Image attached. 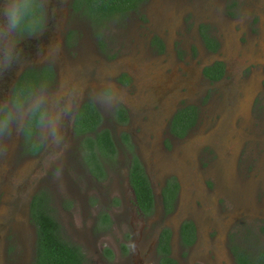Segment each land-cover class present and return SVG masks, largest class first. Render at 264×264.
I'll return each mask as SVG.
<instances>
[{"label":"rangeland","instance_id":"374dc122","mask_svg":"<svg viewBox=\"0 0 264 264\" xmlns=\"http://www.w3.org/2000/svg\"><path fill=\"white\" fill-rule=\"evenodd\" d=\"M71 3L48 0L49 27L21 38L19 69L50 63V91L66 77L86 84L84 101L94 104L102 85L115 83L126 90L118 107L128 119H118V107L105 112L95 104L99 127L116 147L102 176L89 170L81 142L69 134L55 164L47 146L34 153L24 137L0 142V264H32L36 237L27 205L36 192L47 194L84 264H158L166 229L177 264H235L234 247H264V0H146L99 29ZM216 62L224 73L210 81L203 71ZM188 107L193 123L173 129ZM132 155L153 194L147 214L129 185ZM174 184L166 205L164 190ZM184 222L196 232L189 245L180 236Z\"/></svg>","mask_w":264,"mask_h":264},{"label":"trees","instance_id":"16d2710c","mask_svg":"<svg viewBox=\"0 0 264 264\" xmlns=\"http://www.w3.org/2000/svg\"><path fill=\"white\" fill-rule=\"evenodd\" d=\"M146 0H72L71 9L83 15L89 20L95 29H99L106 23L125 17L130 12H135ZM39 18V16H38ZM71 31L67 34L70 37ZM210 80L215 81L224 73L223 65L216 62L207 66L203 71ZM53 80L51 67L27 68L18 78L15 85H23L40 88L49 85ZM118 119L121 122L127 121L126 110L120 106L116 110ZM195 111L188 107L179 111L172 120L173 129L179 132L185 131L194 121ZM101 114L92 101H85L79 108L75 117L76 134H85L81 141L83 157L89 170L94 175H103L101 160L112 158L116 153L115 143L108 129L100 128ZM122 138L127 141L128 135L123 134ZM33 148L31 151L37 152ZM129 184L134 191L135 204L143 213H150L153 206V194L150 183L136 155H132L128 167ZM176 184L166 187L164 192H174ZM166 194L167 202L171 201L172 194ZM165 199V200H166ZM49 197L44 192H37L30 201V216L35 226L36 242L35 253L32 264H84V254L81 248L68 242L61 233L59 222L52 214L49 204ZM107 220V215H104ZM194 227L190 222H184L180 228V236L186 243L193 237ZM169 232L164 230L160 235L158 251L160 264H177L169 256ZM234 249V250H233ZM232 249L237 264H264V247L253 249V254L246 253V250L236 246ZM246 251V252H245Z\"/></svg>","mask_w":264,"mask_h":264},{"label":"clouds","instance_id":"9594fccd","mask_svg":"<svg viewBox=\"0 0 264 264\" xmlns=\"http://www.w3.org/2000/svg\"><path fill=\"white\" fill-rule=\"evenodd\" d=\"M47 3L48 0H0V78L21 63V38L33 37L42 29ZM86 87L66 77L54 91L48 86L37 89L26 83L13 85L6 95H0V142L15 136L24 137L36 149L45 150L47 146L46 159L55 164L68 147V129L85 99ZM126 97V90L108 83L97 91L94 102L110 112L126 103ZM4 151L0 143V152Z\"/></svg>","mask_w":264,"mask_h":264},{"label":"flooded vegetation","instance_id":"af4514ba","mask_svg":"<svg viewBox=\"0 0 264 264\" xmlns=\"http://www.w3.org/2000/svg\"><path fill=\"white\" fill-rule=\"evenodd\" d=\"M37 19L39 20V18L37 17ZM48 27H49V24L48 23H46L45 24V22H44V25H43V27H42V29L45 31V29H48ZM41 29V30H42ZM41 30H39V31H41ZM38 31V32H39ZM37 32V33H38ZM66 35H67V31L65 32V35H63V37H64V40L66 41ZM23 37H25L27 40H30V38H27L28 36L27 35H25V36H23ZM53 51H55V49H53ZM43 66H48V67H51L52 68V71H53V79H54V75H55V68H54V66H52L50 63H46V64H40V65H25V66H23V67H21L20 69H19V65H17V66H14V68H15V74L13 73V71L11 70L9 73H7V75L6 76H4V77H2V78H0V95H6L7 93H8V91H9V89L13 86V85H15L16 84V81L18 80V78L20 77V75L27 69V68H41V67H43ZM209 80V79H208ZM216 81V80H215ZM85 101H83V103H84ZM83 103H81L80 104V106H79V108L81 107V105L83 104ZM79 108L77 109V111L75 112V114H74V117H73V124H72V126L68 129V134H69V136H72V137H75L76 139H77V143L79 144V146H80V142L82 141V139L84 138V136H85V134H76V132H75V117H76V114H77V112H78V110H79ZM127 113V112H126ZM127 117H128V115H127ZM28 142V144L25 146L26 147V149L29 151V152H32L31 151V143L29 142V141H27ZM29 145V146H28ZM82 148V147H81ZM43 150V148H40L36 153H39V152H41ZM83 150V149H82ZM83 152L84 151H82V153L80 154L81 155V159H83V161L85 162V160H84V157H83ZM35 153V152H34ZM33 153V154H34ZM132 158V156L130 157V159ZM101 163H104V160H101ZM129 165H130V161H129ZM102 167H103V165H102ZM129 167V166H128ZM104 169V168H103ZM130 185V184H129ZM131 189H132V187H131ZM132 191H133V189H132ZM37 193V192H36ZM36 193H34V194H32L31 196H30V198H29V201H28V205H27V209H28V212H29V215H30V201H31V199H32V197L36 194ZM133 194H134V191H133ZM134 199H135V196H134ZM49 203H50V201H49ZM137 206V205H136ZM30 218H31V216H30ZM32 221V220H31ZM193 227H194V225H193ZM35 237H36V231H35ZM195 237H196V232H195V228H194V232H193V237L191 238V241L189 242V244L195 239ZM159 241V240H158ZM168 241H169V239H168ZM33 243V242H32ZM186 242H184L183 241V244H185ZM188 243H186L185 245H189ZM168 245H169V242H168ZM158 247V246H157ZM239 247V246H238ZM243 250H245V249H243ZM247 251V252H246ZM246 253H248V254H253V251L254 250H249L248 251V249H246ZM158 252V256H159V260H158V264H160V254H159V251H157ZM170 255V254H169ZM231 256H232V258L234 259V262H235V264H237L236 263V260H235V256H234V254H233V252H231Z\"/></svg>","mask_w":264,"mask_h":264}]
</instances>
